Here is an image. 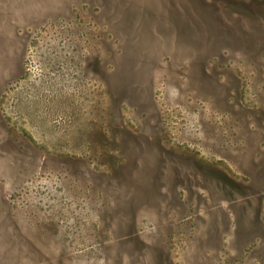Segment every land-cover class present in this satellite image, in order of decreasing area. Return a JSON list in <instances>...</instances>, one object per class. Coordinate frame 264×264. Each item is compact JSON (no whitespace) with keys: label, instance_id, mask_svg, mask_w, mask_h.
I'll list each match as a JSON object with an SVG mask.
<instances>
[{"label":"rangeland","instance_id":"rangeland-1","mask_svg":"<svg viewBox=\"0 0 264 264\" xmlns=\"http://www.w3.org/2000/svg\"><path fill=\"white\" fill-rule=\"evenodd\" d=\"M0 264H264V0H0Z\"/></svg>","mask_w":264,"mask_h":264}]
</instances>
